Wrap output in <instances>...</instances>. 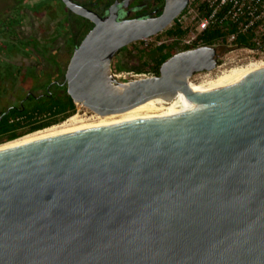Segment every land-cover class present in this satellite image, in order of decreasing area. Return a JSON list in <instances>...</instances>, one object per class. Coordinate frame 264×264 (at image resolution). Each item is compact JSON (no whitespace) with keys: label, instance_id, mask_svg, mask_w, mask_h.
<instances>
[{"label":"water","instance_id":"obj_1","mask_svg":"<svg viewBox=\"0 0 264 264\" xmlns=\"http://www.w3.org/2000/svg\"><path fill=\"white\" fill-rule=\"evenodd\" d=\"M62 1L94 24L66 74L75 104L105 117L167 102L0 149V264H264V69L197 91L218 67L204 46L120 83L115 55L190 0L125 20Z\"/></svg>","mask_w":264,"mask_h":264},{"label":"flooded vegetation","instance_id":"obj_2","mask_svg":"<svg viewBox=\"0 0 264 264\" xmlns=\"http://www.w3.org/2000/svg\"><path fill=\"white\" fill-rule=\"evenodd\" d=\"M71 1L102 18L117 13L119 20L159 16L166 3V0L159 3L158 0ZM192 3L190 0L184 12L168 28L175 27L176 22L189 13ZM12 8L18 10L14 17L11 16ZM93 28L90 20L68 10L65 4L63 10H59L53 3L44 4L43 0H0V63L6 65V68L0 66V112L24 105L33 95L61 97L64 91L68 94L66 74L71 58ZM162 33L151 39L157 44L166 41ZM7 43L11 47H7ZM148 45L154 44L140 41L121 49L112 61L113 75L119 70H145V59L141 54ZM200 47L203 46L197 48ZM188 50L193 49L179 48L177 54ZM55 53L59 54L58 59L49 60L48 57ZM217 54L219 57L218 49ZM30 70H37V73H30Z\"/></svg>","mask_w":264,"mask_h":264},{"label":"trees","instance_id":"obj_3","mask_svg":"<svg viewBox=\"0 0 264 264\" xmlns=\"http://www.w3.org/2000/svg\"><path fill=\"white\" fill-rule=\"evenodd\" d=\"M159 2L160 0H158ZM192 7L197 10L199 21L208 16L213 10L201 0H195L192 3ZM226 10L227 6L219 10L220 18L223 17ZM194 28L191 26L183 28L177 21L175 27L166 29L162 34L167 42L162 41L161 45L157 43L148 45L142 50L141 56L145 59V70L139 71V73L147 72L160 75L161 66L179 52L177 50L182 39H192L194 37L192 47H182L183 49H195L198 46H210L219 49L221 47L225 48L228 36L238 32V24L230 19L224 21L222 24L212 26L201 33L194 34L192 32ZM254 37L253 31L238 34L235 46L254 49ZM118 72L121 71L119 70ZM76 112L77 105L66 91H64L61 97L54 94L30 96L24 102V105L0 112V146L15 141L18 138L20 139V137L27 134L42 131L64 122L73 117Z\"/></svg>","mask_w":264,"mask_h":264},{"label":"built area","instance_id":"obj_4","mask_svg":"<svg viewBox=\"0 0 264 264\" xmlns=\"http://www.w3.org/2000/svg\"><path fill=\"white\" fill-rule=\"evenodd\" d=\"M204 3L208 4L209 8H212V12L205 16L203 19L199 21L198 13L196 11V15L193 18V22H195V27L192 32L194 34L201 33L204 30L215 26L217 24H222L224 21L230 19L231 21L238 24L237 33L230 35L226 38L225 48L226 49H235L239 48L235 46L236 37L238 34H245L249 31H253L255 34L254 43L255 48H241L250 53L260 54L264 56V0H201ZM227 6V10L225 11L222 18L219 17V10L222 7ZM185 19V15L179 19V23L183 28H188L189 25L186 26V23L183 21ZM197 21V22H196ZM149 39L144 40L147 44ZM192 39H182L180 40L179 48L182 47H192L193 45ZM163 43L162 41L158 44ZM220 67V65L218 66ZM217 67V68H218ZM114 79L120 83H128L135 80L146 79L154 77L152 73H139V72H126L113 75ZM77 107L80 104H76ZM82 106V105H81ZM77 111H80L78 108Z\"/></svg>","mask_w":264,"mask_h":264},{"label":"rangeland","instance_id":"obj_5","mask_svg":"<svg viewBox=\"0 0 264 264\" xmlns=\"http://www.w3.org/2000/svg\"><path fill=\"white\" fill-rule=\"evenodd\" d=\"M194 1L195 0H192V2H194ZM43 3L48 4V5L53 3V5L58 7L59 10H61V9L63 10V6H64L63 2L60 0H43ZM11 10H12L11 16L12 17L16 16L18 10H16L15 8H12ZM195 15H196L195 8L191 7L189 13H187L185 15V19L183 20L186 23V26L189 25V26H195L196 27V25H195L196 23L193 22V18L195 17ZM10 22L11 21H9V23ZM163 40H166V39L163 38ZM147 43L148 44H156L155 39H151V38H149ZM6 46L11 47L10 44H8V43L6 44ZM218 52H219L218 66L220 65V67L216 68L215 70H213L211 72H204V73L196 74L190 80L192 85L198 86L202 83L206 84L207 82H210L211 80L216 79L217 77H220L224 74H227V73H229V71L236 69V68H239V67L240 68L241 67H249L255 63H262V62L264 63V56H262L260 54L250 53V52H248L244 49H241V48H235V49L231 50V49H226V48L221 47L218 49ZM58 57H59V54L55 53V54H52V56H49L48 58H49V60H57ZM0 66L1 67L3 66L4 68H6L5 64L3 65L2 63H0ZM31 72L37 73V70H33V71L30 70V73ZM133 72H137V71H133ZM120 73L122 74V73H126V72H116V74H120ZM32 79L36 80L35 78H32ZM22 97H23V94L21 93L20 98H22ZM78 108L80 109V111H77L75 115H78V116L80 115L79 118H80V120L84 121V123H96L97 121H99L97 119L98 115L94 114L93 112L89 111L88 109H86L85 107H83L81 105H78ZM69 119H67L64 122H61L59 124L53 125L49 128H46V129L56 128V127H58V128L63 127L64 128V126H65L64 123H66ZM40 131H38V132H40ZM42 131H45V129ZM35 133H37V131L34 133H30V134H27L25 136H22V137H20V139L31 136ZM18 140H19V138H18ZM8 143H10V142H8Z\"/></svg>","mask_w":264,"mask_h":264},{"label":"bare ground","instance_id":"obj_6","mask_svg":"<svg viewBox=\"0 0 264 264\" xmlns=\"http://www.w3.org/2000/svg\"><path fill=\"white\" fill-rule=\"evenodd\" d=\"M260 69H264V63H255L252 64L249 67H239L236 69H233L231 71H229V73L224 74L220 77H217L216 79L211 80L210 82H207L206 84H200L198 86H194L192 85V87L197 90V91H207L213 88H218V87H226V86H231L232 84L238 82L239 80H241L242 78H244L246 75L250 74L251 72H254L256 70H260ZM185 95L183 93H179L178 96L174 99L180 98V97H184ZM173 99V100H174ZM167 102L166 100H162V99H155V100H151L148 103L142 104L134 109H131L125 113H129V112H133L136 110H140L143 108H147L150 106H154L157 104H161ZM122 113V114H125ZM122 114H116V115H110V116H105V117H99L98 116V120L96 123H84V121L80 120L78 115H74L73 117H71L66 123H64V128L62 127H56V128H50V129H45V131H40L37 132L31 136L25 137V138H21V139H17L13 142L10 143H6L4 145L0 146V149H4V148H8L20 143H24L30 140H34L37 138H41L44 136H48V135H52V134H56V133H60V132H65V131H70V130H74V129H79V128H85V127H90V126H95V125H99L114 119L119 118ZM93 120V119H92ZM95 121V120H94ZM86 122V121H85ZM66 127V128H65Z\"/></svg>","mask_w":264,"mask_h":264}]
</instances>
